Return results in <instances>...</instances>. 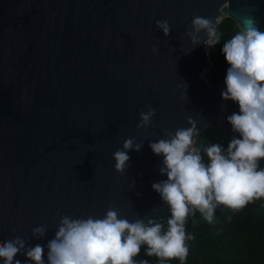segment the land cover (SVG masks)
I'll return each mask as SVG.
<instances>
[{
    "label": "water",
    "instance_id": "1",
    "mask_svg": "<svg viewBox=\"0 0 264 264\" xmlns=\"http://www.w3.org/2000/svg\"><path fill=\"white\" fill-rule=\"evenodd\" d=\"M194 15L260 27L264 0H0V243L46 244L63 214L114 206L132 219L166 206L151 187L167 176L149 141L188 116L222 125L224 82L210 83L209 47L184 35ZM148 105L152 123L137 128ZM129 137L144 143L117 172L112 154Z\"/></svg>",
    "mask_w": 264,
    "mask_h": 264
},
{
    "label": "clouds",
    "instance_id": "2",
    "mask_svg": "<svg viewBox=\"0 0 264 264\" xmlns=\"http://www.w3.org/2000/svg\"><path fill=\"white\" fill-rule=\"evenodd\" d=\"M220 20V15L214 20L194 15L184 33L190 38V48L220 43ZM155 23L165 36L169 34L168 20ZM152 51H159L157 45ZM221 52L229 65L221 96L238 107L226 116L232 132L227 144L193 147L202 129L210 125L198 126L200 121L192 116L186 118L189 126L164 129L161 138L149 141L152 152L162 157L159 172L167 176L151 185L168 207L166 217L158 218V210L153 209V215L136 214L129 219L114 206L102 216L63 214L46 244L33 245L30 238L19 235L0 243V264H153L146 258L153 256L155 264H169L173 259L185 264L188 242L194 239L187 225L195 223L197 214L213 225L218 209L239 211L264 199V30L255 26L251 16L246 17L243 27L223 42ZM181 96L185 98L186 93L182 91ZM154 115L155 109L148 105L147 111H140L136 127H149ZM143 143L129 137L113 152L117 172L128 167V150L138 151ZM47 231L40 224L32 228V236L41 239Z\"/></svg>",
    "mask_w": 264,
    "mask_h": 264
},
{
    "label": "trees",
    "instance_id": "3",
    "mask_svg": "<svg viewBox=\"0 0 264 264\" xmlns=\"http://www.w3.org/2000/svg\"><path fill=\"white\" fill-rule=\"evenodd\" d=\"M259 28L264 30V15ZM217 30L222 38L220 43L209 47L211 66L205 72L207 79L214 85L224 82L229 66L221 52L222 44L240 29L233 18L224 17L217 25ZM237 110L235 103L225 100L221 128L204 130L196 138L193 147L208 142L226 145L232 136L226 116ZM168 214L167 205L155 213L158 218ZM216 217L217 221L213 225H209L199 214L195 217V223L189 221L187 227L194 239L188 242L189 255L185 264H264V199L254 200L239 211L225 208L221 212L218 209ZM140 255L143 257V252ZM146 258L155 264L154 256ZM169 264H179V261L173 259Z\"/></svg>",
    "mask_w": 264,
    "mask_h": 264
}]
</instances>
